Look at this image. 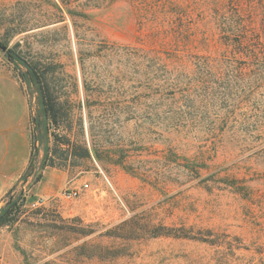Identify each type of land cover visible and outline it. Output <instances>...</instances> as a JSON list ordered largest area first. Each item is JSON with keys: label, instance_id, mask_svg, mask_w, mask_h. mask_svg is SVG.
Here are the masks:
<instances>
[{"label": "rangeland", "instance_id": "rangeland-1", "mask_svg": "<svg viewBox=\"0 0 264 264\" xmlns=\"http://www.w3.org/2000/svg\"><path fill=\"white\" fill-rule=\"evenodd\" d=\"M72 1L81 12L93 0ZM165 1L187 12L177 29L204 30L200 14L209 0ZM99 4L86 10L92 25L79 29V47L69 20L12 37L6 47L18 44L15 52L42 64L41 71L61 66L52 75L61 123L49 130L55 137L37 140L36 96L21 81L33 112L31 150L0 206L11 199L23 204L18 222L0 229V264H264V79L241 91L229 76L212 75L208 85L217 105L231 100L188 125L190 116L175 108L169 89L149 96L133 79L128 48L155 47L150 31L139 30L131 2ZM53 13L47 0H0V37ZM200 50L190 53L206 54ZM0 59L9 63L1 50ZM9 64L19 77L24 68ZM99 103L123 106L106 113ZM83 148L88 158L81 157ZM203 155L207 167L196 179L194 162ZM65 190L79 195L66 201ZM162 227L193 235L208 230L219 238L209 245L163 237L157 235Z\"/></svg>", "mask_w": 264, "mask_h": 264}, {"label": "trees", "instance_id": "trees-1", "mask_svg": "<svg viewBox=\"0 0 264 264\" xmlns=\"http://www.w3.org/2000/svg\"><path fill=\"white\" fill-rule=\"evenodd\" d=\"M115 1L117 0L87 1L82 5L85 12H76L72 8L74 3L72 0H47L48 5L53 7L55 13L50 16H42L33 23L30 22L26 28L11 31L10 36L0 37V50L1 48L5 49L4 52H6L9 63L15 68H24L20 72L19 78L36 96L37 117L33 119V124L35 131L38 132L37 140L46 138L48 141V138L55 137L49 134V130L51 127L55 130L59 129L61 123L59 118L61 105L54 97L52 84L54 69L61 66L49 64L47 68L51 70L50 73L41 71L42 64L38 62L32 64L15 52L18 44L8 50L6 47L9 40L28 31L64 24L69 20L79 47V29L92 25L86 10L97 8L99 3V6H103ZM128 1L131 2L138 15L139 30L147 28L150 31L148 34V37L150 36L149 43L155 47L150 49L128 48L127 57L135 71L133 79L142 81L141 84L145 86L144 90L148 91L149 96H154L151 91L159 94L169 89L171 91L170 99L174 101L175 108L180 110L181 114L190 116L186 124H194L198 120L196 116L199 114L205 119L206 114H210L211 117L216 106L219 107L217 110H220L225 107L222 103L225 105L229 103L227 98L230 97H226L225 100L221 98V104L217 105L208 85L212 75L221 81L224 80V76H229L226 80L232 82L233 87L241 91L254 88L260 77L264 79V1L258 3L256 0H209V3H205V9L200 14V23L202 20L205 21L204 30H201L199 25L194 28L177 29L176 20L184 24L187 12L176 1ZM3 21L0 19V23ZM8 23L13 24L11 21ZM213 48L215 49L214 53L221 52L223 58L221 61L227 63L226 66L223 67L222 62H217L219 60L217 55L213 56L211 53ZM191 49H201L206 54H192L190 53ZM78 56L82 63L84 60L80 50H78ZM215 65H217V69L214 68ZM221 81L218 82L221 84ZM83 83L87 92L85 82ZM235 101L242 102L243 99L239 98ZM90 106L89 101L85 100L84 107L87 111ZM98 106L108 113L121 109L123 105L99 103ZM235 106L233 105L234 108H236ZM67 108L71 110L72 107L66 103ZM89 123L91 122L89 121ZM216 132H211L213 138L218 136ZM65 137L66 145L69 146L71 140L69 137ZM93 153L97 155L94 149ZM81 157H89V151L86 148H83ZM205 162L204 155L195 159L196 179L200 178L199 172L207 167ZM38 179L35 181L38 182ZM200 183L204 189L208 188L209 182L200 181ZM22 207V201L8 200L0 208V229L13 227L18 222ZM161 229L162 233L157 235L187 239L200 244L214 245L215 239L219 238L218 235H213L208 230L203 233L202 230H197L198 232L193 235L191 229L180 228L173 231L165 227Z\"/></svg>", "mask_w": 264, "mask_h": 264}, {"label": "crops", "instance_id": "crops-1", "mask_svg": "<svg viewBox=\"0 0 264 264\" xmlns=\"http://www.w3.org/2000/svg\"><path fill=\"white\" fill-rule=\"evenodd\" d=\"M30 97L0 59V206L25 170L31 148Z\"/></svg>", "mask_w": 264, "mask_h": 264}, {"label": "built area", "instance_id": "built-area-1", "mask_svg": "<svg viewBox=\"0 0 264 264\" xmlns=\"http://www.w3.org/2000/svg\"><path fill=\"white\" fill-rule=\"evenodd\" d=\"M79 195V190H65L61 197L63 199H65L66 201L71 200V199H75L77 196ZM43 200L39 199L36 201L35 205H38L39 203H42Z\"/></svg>", "mask_w": 264, "mask_h": 264}, {"label": "water", "instance_id": "water-1", "mask_svg": "<svg viewBox=\"0 0 264 264\" xmlns=\"http://www.w3.org/2000/svg\"><path fill=\"white\" fill-rule=\"evenodd\" d=\"M1 51H2V52H4V51H5V49H4V48H1Z\"/></svg>", "mask_w": 264, "mask_h": 264}]
</instances>
